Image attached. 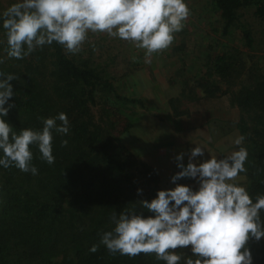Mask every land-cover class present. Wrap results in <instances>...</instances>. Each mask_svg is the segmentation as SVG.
Returning a JSON list of instances; mask_svg holds the SVG:
<instances>
[{
	"label": "trees",
	"instance_id": "1",
	"mask_svg": "<svg viewBox=\"0 0 264 264\" xmlns=\"http://www.w3.org/2000/svg\"><path fill=\"white\" fill-rule=\"evenodd\" d=\"M210 4L222 35L231 32L239 11L249 6L264 29V0ZM7 8L0 11V72L17 79L10 81L14 95L8 101L15 106L2 118L19 133L26 128L42 131L44 119L65 113L69 132L52 130L51 165L41 159L37 145L30 146L36 175L0 165V264H166L155 253L129 258L110 254L100 244L102 234L114 229L113 212L118 216L134 209L145 217L154 215L140 201L150 202L163 190L156 170L121 142L120 134L128 127L117 130L122 115L113 106L116 99L130 98L116 92L104 68L77 58L57 42L38 47L23 59L9 58L2 16ZM211 53L202 55L204 71L196 76L195 85L203 96L227 95L237 107V128L248 152L246 172L240 173L245 179L239 186L255 203L257 196H264V61H252L246 70L240 52ZM116 105L119 111L117 101ZM171 107L176 115L181 113L174 104ZM260 215L264 224V210ZM94 244L98 250L93 253ZM247 247L252 264H264V237L251 238ZM175 251L193 257L191 246Z\"/></svg>",
	"mask_w": 264,
	"mask_h": 264
},
{
	"label": "clouds",
	"instance_id": "2",
	"mask_svg": "<svg viewBox=\"0 0 264 264\" xmlns=\"http://www.w3.org/2000/svg\"><path fill=\"white\" fill-rule=\"evenodd\" d=\"M189 14L185 0H20L2 16L9 58L23 59L36 48L53 42L76 54L91 31L132 42L146 50L145 62L151 63L153 53L172 44L174 34L182 30ZM14 79V74L0 72V165L36 175L38 169L32 164L30 146L37 145L41 159L53 164L52 130L67 134L69 120L60 113L44 119L42 131L26 128L14 132L2 118L15 106L8 103L14 95L10 83ZM57 120L61 123L57 124ZM244 139L241 135L234 144L239 146ZM67 143L62 141L64 146ZM204 149L199 145L193 148L187 166L179 163L181 171L171 178L173 182L186 177L198 179V191L181 184L158 191L150 202L140 201L142 208L154 214L147 217L134 209L118 216L113 212L114 229L104 232L100 240L110 254L134 258L141 253H155L166 264H180L182 259L184 264H252L247 244L251 238L259 241L264 237L260 215L264 196H257L254 203L246 189L234 183L240 173L246 172L248 152L240 147L224 158L194 163L193 158L203 156ZM176 160L182 161L183 154ZM188 246L195 259L175 251ZM97 250L95 244L90 248L93 253Z\"/></svg>",
	"mask_w": 264,
	"mask_h": 264
},
{
	"label": "rangeland",
	"instance_id": "3",
	"mask_svg": "<svg viewBox=\"0 0 264 264\" xmlns=\"http://www.w3.org/2000/svg\"><path fill=\"white\" fill-rule=\"evenodd\" d=\"M16 2L20 0H0V11ZM185 2L190 14L184 27L174 34L167 49L152 54L151 63L145 62V49L106 32L89 31L81 51L72 55L90 60L99 70L104 68L116 92L130 98L116 99L119 111L115 101L113 108L122 115L117 130L120 132L127 124V130L120 134L121 142L137 159L156 170L160 188L174 189L181 184L198 191V179H171L181 171L179 163L187 166L193 148L205 147L203 156L193 158L199 164L211 157L224 158L243 147L234 144L240 136L237 107L227 95L203 96L195 85L196 76L204 71L205 60L201 57L218 51L240 52L247 70L252 61H264V29L249 6L239 11L231 32L222 35L210 0ZM246 34L251 38L250 46ZM246 76L244 73L241 78ZM172 104L180 114L176 115ZM180 154L183 160L177 161ZM244 179L239 174L234 183L239 186Z\"/></svg>",
	"mask_w": 264,
	"mask_h": 264
}]
</instances>
